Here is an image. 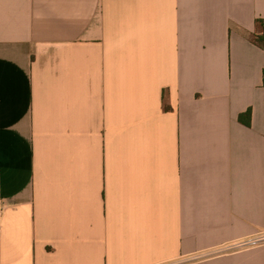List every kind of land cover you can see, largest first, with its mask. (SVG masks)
I'll list each match as a JSON object with an SVG mask.
<instances>
[{"label":"crops","instance_id":"1","mask_svg":"<svg viewBox=\"0 0 264 264\" xmlns=\"http://www.w3.org/2000/svg\"><path fill=\"white\" fill-rule=\"evenodd\" d=\"M257 20L264 0H0V264H264L230 249L264 232Z\"/></svg>","mask_w":264,"mask_h":264},{"label":"built area","instance_id":"2","mask_svg":"<svg viewBox=\"0 0 264 264\" xmlns=\"http://www.w3.org/2000/svg\"><path fill=\"white\" fill-rule=\"evenodd\" d=\"M1 210L2 209L0 208V213ZM262 246H264V232H258L248 238L235 242L234 244H232L230 249L235 248L238 250H245V249L257 248Z\"/></svg>","mask_w":264,"mask_h":264},{"label":"trees","instance_id":"3","mask_svg":"<svg viewBox=\"0 0 264 264\" xmlns=\"http://www.w3.org/2000/svg\"><path fill=\"white\" fill-rule=\"evenodd\" d=\"M257 25L258 27L260 28V30L262 31V34L259 35V36H254L252 41L253 43L260 47L261 49L264 50V23L260 20H257ZM165 110H168L167 107H165ZM240 121L242 122H246L247 124H249V121H250V113L248 112L247 114L245 115H242L240 117Z\"/></svg>","mask_w":264,"mask_h":264}]
</instances>
